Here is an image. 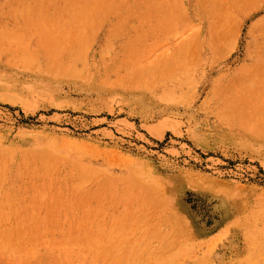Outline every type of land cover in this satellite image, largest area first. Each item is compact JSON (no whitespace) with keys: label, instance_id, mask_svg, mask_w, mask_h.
I'll return each mask as SVG.
<instances>
[{"label":"rangeland","instance_id":"374dc122","mask_svg":"<svg viewBox=\"0 0 264 264\" xmlns=\"http://www.w3.org/2000/svg\"><path fill=\"white\" fill-rule=\"evenodd\" d=\"M181 263L264 264V0H0V264Z\"/></svg>","mask_w":264,"mask_h":264},{"label":"bare ground","instance_id":"6f19581e","mask_svg":"<svg viewBox=\"0 0 264 264\" xmlns=\"http://www.w3.org/2000/svg\"><path fill=\"white\" fill-rule=\"evenodd\" d=\"M3 89V88H2ZM3 215L1 214V217H2ZM182 264V263H181Z\"/></svg>","mask_w":264,"mask_h":264}]
</instances>
